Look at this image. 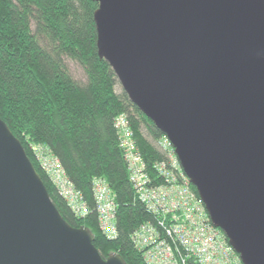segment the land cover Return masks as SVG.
<instances>
[{"label": "water", "instance_id": "obj_1", "mask_svg": "<svg viewBox=\"0 0 264 264\" xmlns=\"http://www.w3.org/2000/svg\"><path fill=\"white\" fill-rule=\"evenodd\" d=\"M91 1L99 59L167 137L242 264H264V0ZM93 242L0 118V264H125Z\"/></svg>", "mask_w": 264, "mask_h": 264}, {"label": "trees", "instance_id": "obj_2", "mask_svg": "<svg viewBox=\"0 0 264 264\" xmlns=\"http://www.w3.org/2000/svg\"><path fill=\"white\" fill-rule=\"evenodd\" d=\"M91 0H0V118L21 142L50 198L72 227L88 229L102 258L120 255L125 264H145L131 240L141 224L153 222L129 180L115 121L126 116L134 144L153 180L164 160L157 141L164 135L128 99L96 48ZM66 60L76 63L85 83L75 80ZM54 154L90 209L76 217L35 161L31 147ZM106 181L115 198L117 236L97 223L93 182ZM189 187L198 196L195 188ZM188 264H194L191 260Z\"/></svg>", "mask_w": 264, "mask_h": 264}, {"label": "built area", "instance_id": "obj_3", "mask_svg": "<svg viewBox=\"0 0 264 264\" xmlns=\"http://www.w3.org/2000/svg\"><path fill=\"white\" fill-rule=\"evenodd\" d=\"M119 146L128 165L129 180L153 222L141 224L132 233L134 247L145 264H242L225 234L214 227L200 198L189 187L174 149L163 136L157 141L164 160L154 164L160 179L152 185L138 152L126 116L115 121ZM33 157L76 217L85 218L90 209L81 192L69 181L58 158L45 145L31 147ZM92 195L100 232L117 236L115 198L106 181L93 182Z\"/></svg>", "mask_w": 264, "mask_h": 264}, {"label": "rangeland", "instance_id": "obj_4", "mask_svg": "<svg viewBox=\"0 0 264 264\" xmlns=\"http://www.w3.org/2000/svg\"><path fill=\"white\" fill-rule=\"evenodd\" d=\"M66 63L69 67V70L71 72L72 77L77 80L80 83H85V75L83 73V70L74 62L70 61V60H66ZM122 91V87L120 85H118L116 87V92L120 93ZM33 155V153H32ZM36 161V160H35ZM38 164V163H37ZM39 165V164H38ZM40 167V166H39ZM41 169V167H40ZM52 184V183H51ZM53 186V184H52ZM55 188V187H54Z\"/></svg>", "mask_w": 264, "mask_h": 264}, {"label": "bare ground", "instance_id": "obj_5", "mask_svg": "<svg viewBox=\"0 0 264 264\" xmlns=\"http://www.w3.org/2000/svg\"><path fill=\"white\" fill-rule=\"evenodd\" d=\"M176 159H177V157H176ZM177 161H178V159H177ZM178 163H179V161H178ZM179 165H180V163H179ZM180 167H181V165H180ZM182 169V168H181ZM183 171V170H182ZM184 172V171H183ZM185 174V173H184ZM187 177V176H186Z\"/></svg>", "mask_w": 264, "mask_h": 264}]
</instances>
